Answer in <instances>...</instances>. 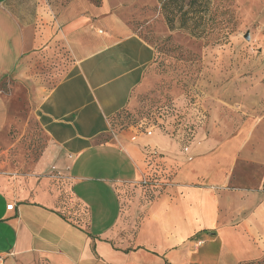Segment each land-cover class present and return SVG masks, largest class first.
Returning a JSON list of instances; mask_svg holds the SVG:
<instances>
[{
	"label": "crops",
	"instance_id": "0c3cea01",
	"mask_svg": "<svg viewBox=\"0 0 264 264\" xmlns=\"http://www.w3.org/2000/svg\"><path fill=\"white\" fill-rule=\"evenodd\" d=\"M93 12L0 0V82L16 88L0 89V264H238L262 256L264 173L256 189L233 184L242 133L206 135V112L187 144L158 127L101 139L147 81L155 49L115 16L100 29ZM24 92L25 122L11 112ZM30 118L40 143L19 144ZM149 161L168 173L161 193L146 204L119 195Z\"/></svg>",
	"mask_w": 264,
	"mask_h": 264
},
{
	"label": "rangeland",
	"instance_id": "374dc122",
	"mask_svg": "<svg viewBox=\"0 0 264 264\" xmlns=\"http://www.w3.org/2000/svg\"><path fill=\"white\" fill-rule=\"evenodd\" d=\"M43 1L56 10L76 7L85 16L94 11L100 29L106 27L108 17L115 16L155 49L147 81L131 104L111 119L109 132L102 140L132 126L141 131L151 128L156 123L152 113L156 105L197 100L195 107H204L208 112L206 135H217L219 139L239 133L244 136L233 184L256 189L264 173V0H212L211 18L200 35L169 29L157 0ZM12 84L5 79L0 82V89L8 93L15 88ZM24 94L19 97L20 102L13 100L11 105L12 114L18 113L23 122L30 113ZM178 107L182 109L181 105ZM12 121L17 126V120ZM194 122L197 126V118ZM27 123L29 133L20 138L19 144L34 140L40 143L33 120L30 118ZM169 133L179 135L175 131ZM17 137L19 133L10 139ZM17 148H11L9 159L16 155ZM252 260H264V254Z\"/></svg>",
	"mask_w": 264,
	"mask_h": 264
},
{
	"label": "trees",
	"instance_id": "16d2710c",
	"mask_svg": "<svg viewBox=\"0 0 264 264\" xmlns=\"http://www.w3.org/2000/svg\"><path fill=\"white\" fill-rule=\"evenodd\" d=\"M211 1L212 0H157L160 12L169 29L180 28L191 34L197 35L204 32L206 22L208 23L211 18L209 15ZM185 103L186 102L179 103L172 100L154 106L155 108L152 109V113L158 112L160 108L164 106L168 108L166 110L171 111L172 104H176L177 106L181 105V108L184 109ZM119 187V195L123 198L137 195L141 204L151 202L163 190L162 187L155 186L152 183L142 185L122 184V186L119 185ZM238 264H264V260H249Z\"/></svg>",
	"mask_w": 264,
	"mask_h": 264
},
{
	"label": "built area",
	"instance_id": "2783aa9c",
	"mask_svg": "<svg viewBox=\"0 0 264 264\" xmlns=\"http://www.w3.org/2000/svg\"><path fill=\"white\" fill-rule=\"evenodd\" d=\"M185 102L184 109H180L176 104H172L170 109L171 111L166 110L168 108L164 106L163 108H160L158 112H153L154 115H156V123H154L151 128L158 127L167 133L175 131L179 133V135H176L175 133L169 134L172 136H177V138L183 143H189L194 137L197 128H199L204 122L206 118V109L202 107V109L199 110L198 107H195L196 103L198 102L197 100L192 102L190 99H188ZM195 118H197V126L194 122ZM171 124H173V126ZM145 129L147 128H144L143 130ZM155 155L157 154H155L153 151L148 152V156L150 158L155 157ZM163 171L164 169L158 163L152 164L151 161H149L147 163L146 171L136 184L142 185L152 183L155 186L163 188L167 182L164 180L167 176V173L163 174ZM262 191L264 192V187ZM7 208H12V204L7 205ZM196 244H201V241L198 240Z\"/></svg>",
	"mask_w": 264,
	"mask_h": 264
},
{
	"label": "water",
	"instance_id": "95a60500",
	"mask_svg": "<svg viewBox=\"0 0 264 264\" xmlns=\"http://www.w3.org/2000/svg\"><path fill=\"white\" fill-rule=\"evenodd\" d=\"M245 38H248V34L247 33L245 34Z\"/></svg>",
	"mask_w": 264,
	"mask_h": 264
}]
</instances>
